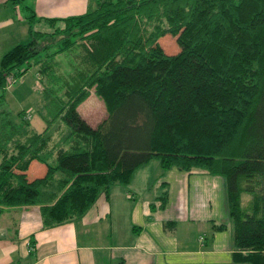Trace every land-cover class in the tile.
Wrapping results in <instances>:
<instances>
[{
    "label": "trees",
    "instance_id": "1",
    "mask_svg": "<svg viewBox=\"0 0 264 264\" xmlns=\"http://www.w3.org/2000/svg\"><path fill=\"white\" fill-rule=\"evenodd\" d=\"M35 16L1 58L0 89L34 65L54 112L39 130L29 110L0 109V204H39L50 227L152 158L203 167L226 178L234 260L264 264V0H98L47 18L52 32ZM168 33L176 53L160 42ZM92 91L107 110L97 125L79 109ZM34 160L43 175L29 174Z\"/></svg>",
    "mask_w": 264,
    "mask_h": 264
},
{
    "label": "crops",
    "instance_id": "2",
    "mask_svg": "<svg viewBox=\"0 0 264 264\" xmlns=\"http://www.w3.org/2000/svg\"><path fill=\"white\" fill-rule=\"evenodd\" d=\"M97 2L0 0V49L14 42L10 27L23 3L28 15H19L30 24L34 9L35 28L50 31L47 18L81 14ZM45 172L43 162L31 163V176ZM234 251L226 178L203 167L164 168L152 158L128 184L102 193L82 218L50 227L39 204H0V264H249L235 261Z\"/></svg>",
    "mask_w": 264,
    "mask_h": 264
},
{
    "label": "rangeland",
    "instance_id": "3",
    "mask_svg": "<svg viewBox=\"0 0 264 264\" xmlns=\"http://www.w3.org/2000/svg\"><path fill=\"white\" fill-rule=\"evenodd\" d=\"M1 11H3V9L0 7V12ZM21 13L24 15L27 14L24 3L22 11L18 13L15 25L10 27L13 32L8 38H13L11 40H14V42L10 47L0 49V64L1 58L7 50L18 42L27 41L30 38L28 33L29 23L28 19H26L28 14L26 16H20ZM19 16L22 17L23 20H19ZM52 31L53 29L49 32ZM16 32L18 33V36L16 35ZM160 42L168 53H176L180 50V45L176 40V36L172 34L168 33L164 35L160 38ZM60 56L63 57L65 54L62 53ZM43 87V81L37 74V67L34 65L30 66L26 74L16 77L7 89L0 90V95L4 94L0 101V109H7L12 113L13 117H16L21 110H29V112L32 113V117L30 118L32 124L42 130L46 126L44 115H51L52 112H54L52 107H49V110L42 107ZM81 110L83 111L84 117H86L93 125H97L107 115L106 105L103 98L94 91H92V94L81 104ZM248 199H250V194L245 193L243 195V200L247 201Z\"/></svg>",
    "mask_w": 264,
    "mask_h": 264
},
{
    "label": "built area",
    "instance_id": "4",
    "mask_svg": "<svg viewBox=\"0 0 264 264\" xmlns=\"http://www.w3.org/2000/svg\"><path fill=\"white\" fill-rule=\"evenodd\" d=\"M31 115H32V113H30V112L27 113V116H28V117H30ZM203 238H204V237L201 236V239H203Z\"/></svg>",
    "mask_w": 264,
    "mask_h": 264
}]
</instances>
